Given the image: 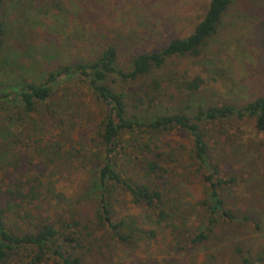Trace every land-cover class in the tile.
Listing matches in <instances>:
<instances>
[{
  "label": "rangeland",
  "instance_id": "rangeland-1",
  "mask_svg": "<svg viewBox=\"0 0 264 264\" xmlns=\"http://www.w3.org/2000/svg\"><path fill=\"white\" fill-rule=\"evenodd\" d=\"M208 1L4 0L0 91L10 93L22 84L43 82L65 65L92 61L107 45L115 48L114 66L128 70L132 55L158 51L168 40L188 35ZM150 76L163 89L156 104L160 112L191 115L200 105L241 107L264 97V0H230L198 56L168 57ZM195 76L202 80L198 89L180 88ZM105 83L124 91L132 85L114 74ZM46 84L49 96L30 113L0 99V200L7 201L4 192L16 186L28 192L22 200H9L13 208L7 224L14 232H34L51 223L59 232L78 234L83 264H240L237 248L250 260L264 248V132L254 128L252 117L204 125L209 162L216 166L212 179L227 181L218 191L231 215H217L210 226L202 200L208 190L204 176L211 170L192 159L189 137L178 130L121 132L117 157L129 143L148 139L167 153L170 161L161 181L167 183L164 197L175 228L154 223L149 210L131 203L115 186L108 197L109 216L113 222L122 219L130 235L120 242L100 221L92 183L102 160L95 133L104 106L88 77L76 72ZM116 167L123 175V168ZM201 230L206 238L191 242ZM19 260L14 255L6 264Z\"/></svg>",
  "mask_w": 264,
  "mask_h": 264
},
{
  "label": "trees",
  "instance_id": "trees-1",
  "mask_svg": "<svg viewBox=\"0 0 264 264\" xmlns=\"http://www.w3.org/2000/svg\"><path fill=\"white\" fill-rule=\"evenodd\" d=\"M229 1L209 0L201 19L188 35L168 40L158 51H143L132 55L128 70L114 66L116 51L113 46L107 45L92 61L65 65L49 72L43 82L25 83L10 93L0 91V99L12 100L23 112L30 113L33 112L37 103L49 96L50 87L46 83L52 82L57 75L76 72L88 77L93 94L104 106L95 133L102 160L96 170L97 177L92 183L98 193L100 221L120 242H127L130 235L123 231L122 219L113 222L109 216L108 197L115 186H121L131 203L149 210L154 223L163 222L165 227L175 228L172 222L173 213L168 209L169 206L164 197L167 183L161 181L167 171L166 164L170 161L167 153L161 151L160 147L151 145L148 139L129 143L128 151L124 150L125 152L117 157L121 132L157 134L178 130L185 133L190 140L189 153L192 159L199 166L211 170L204 176L208 190L206 199L202 200L207 213L208 226L216 220L217 215L231 217L229 211L223 208V199L218 191V188L227 181L220 177L212 179L213 174L216 173V166L213 167L209 162L204 125L220 119L248 116L254 119V128L264 132V97H256L241 107L228 103L200 105L191 115L184 111L160 112L157 111L156 104L161 98L163 89L157 78L149 77L150 71L153 68H159L168 57L198 56L206 39L215 31ZM3 2L4 0H0V10ZM1 32L0 23V34ZM109 74H114L122 82L132 83L130 90L112 89L105 83V78ZM201 84L202 80L195 76L184 81L180 88L196 90ZM128 107L133 112L129 113ZM130 154L134 156L130 157ZM116 166L123 168V175L118 172ZM128 168L131 169V173H127ZM134 170L139 171L141 180L137 179ZM28 189L32 190V188ZM4 193L8 195V199L4 202L0 200V264H6L14 255L19 257V264H25L22 258L28 259L26 264H83L77 254L78 234L62 230L59 232L51 223L43 224L34 232L22 234L8 227L7 212L13 208L10 198L17 197L22 200L28 192L23 191L22 186H16ZM208 226H206L207 229ZM205 238L206 233L201 230L191 238V242H200ZM236 250L240 255V264H261L264 248L254 260H250L240 249ZM23 251L27 253L23 255Z\"/></svg>",
  "mask_w": 264,
  "mask_h": 264
}]
</instances>
